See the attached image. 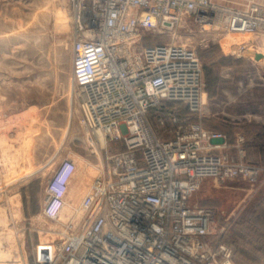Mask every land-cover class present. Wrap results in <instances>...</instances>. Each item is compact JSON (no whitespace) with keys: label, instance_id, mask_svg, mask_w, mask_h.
I'll list each match as a JSON object with an SVG mask.
<instances>
[{"label":"built area","instance_id":"built-area-1","mask_svg":"<svg viewBox=\"0 0 264 264\" xmlns=\"http://www.w3.org/2000/svg\"><path fill=\"white\" fill-rule=\"evenodd\" d=\"M71 6L72 79L82 125L95 140L123 141L94 181L60 240L38 264H228L232 249L215 244V211L191 198L205 180L256 182L261 170L218 153L226 136L203 128L156 136L149 113L164 102L191 112L204 105V71L196 49L176 41L193 33L264 34V4L218 0H67ZM195 29V30H194ZM172 41L147 45L151 38ZM245 47L241 46L243 50ZM105 146V147H106ZM76 171L61 162L47 184L43 215L59 220Z\"/></svg>","mask_w":264,"mask_h":264},{"label":"rangeland","instance_id":"rangeland-1","mask_svg":"<svg viewBox=\"0 0 264 264\" xmlns=\"http://www.w3.org/2000/svg\"><path fill=\"white\" fill-rule=\"evenodd\" d=\"M72 33L67 0H0V245L8 264H38V246L62 238L68 211L59 220L43 215L48 181L62 161L77 164L67 203L78 207L108 158L125 149L123 141L110 143L99 154L90 144L71 74ZM228 34L177 31L176 41L201 59L207 102L199 112L164 102L148 122L162 139L193 128L222 133L227 147L218 153L261 170L253 183L205 180L191 204L215 211V244L232 249L230 264H264V34ZM245 42L249 49L238 52Z\"/></svg>","mask_w":264,"mask_h":264},{"label":"bare ground","instance_id":"bare-ground-1","mask_svg":"<svg viewBox=\"0 0 264 264\" xmlns=\"http://www.w3.org/2000/svg\"><path fill=\"white\" fill-rule=\"evenodd\" d=\"M244 3V2H243ZM248 5V4H247ZM63 15H65V16H67V18H68V15H66L65 13L63 14ZM73 19V18H72ZM74 29V28H73ZM235 36V35H239V34H228V36ZM241 35V34H240ZM244 43V42H243ZM229 45V44H228ZM232 46V45H231ZM230 46V47H231ZM241 46H244L245 48L242 50L241 49ZM241 46H239V48L237 49V51L238 52H245L246 50H248L249 49V45H248V43H246L245 42V45L243 44V45H241ZM228 47V46H227ZM257 57V56H256ZM203 102H207V95L204 93L203 94ZM106 138L102 135V134H98L97 135V138H95V140H90V144L92 145V147L95 149V151H97V153H99L100 154V149H104L105 148V146H106V140H105ZM76 164V163H75ZM86 169V168H85ZM77 172H78V168H77V164H76V171L74 172V174H73V176L71 177V179H70V181H69V183H68V186H69V188H70V186H71V184H72V181H73V178H74V176L77 174ZM90 172V171H89ZM96 173V172H95ZM94 173V174H95ZM85 174V173H84ZM89 176H91L92 175V173L90 172V174H88ZM87 179V178H86ZM69 188H68V192H69ZM78 189V188H77ZM68 192H67V195H68ZM67 195H66V205H65V207H64V209H63V211H62V215H61V218L63 217L64 218V216H63V214L65 213V212H67L68 211V214H67V216H69V217H67V218H65L67 221L68 220H70L71 218L73 219V222H74V225L77 227L78 225H79V223H80V221H81V219H82V217H83V210L80 208V206H78V207H73L72 205H68V203H67ZM69 209H68V208ZM1 209V208H0ZM4 211V210H3ZM1 213V212H0ZM18 213V212H17ZM5 216V215H4ZM17 216V215H16ZM60 218V219H61ZM5 220V219H4ZM2 222H4V221H2ZM6 223V222H5ZM64 224H66V221H65V223ZM63 224V225H64ZM7 225V224H6ZM47 245H45L44 247H42V249H41V254L42 255H44V254H46L47 253ZM8 255L9 254H7L6 252H4L2 249H1V245H0V264H8V262H7V259L8 258H10V257H8ZM8 257V258H7ZM228 264H230V263H228Z\"/></svg>","mask_w":264,"mask_h":264},{"label":"water","instance_id":"water-1","mask_svg":"<svg viewBox=\"0 0 264 264\" xmlns=\"http://www.w3.org/2000/svg\"><path fill=\"white\" fill-rule=\"evenodd\" d=\"M257 59L259 60V59H260V57H257Z\"/></svg>","mask_w":264,"mask_h":264}]
</instances>
